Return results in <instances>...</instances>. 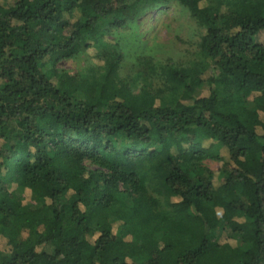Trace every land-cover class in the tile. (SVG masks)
<instances>
[{"label": "trees", "instance_id": "trees-1", "mask_svg": "<svg viewBox=\"0 0 264 264\" xmlns=\"http://www.w3.org/2000/svg\"><path fill=\"white\" fill-rule=\"evenodd\" d=\"M167 2L194 57L101 41ZM261 35L264 0H0V264H264Z\"/></svg>", "mask_w": 264, "mask_h": 264}, {"label": "rangeland", "instance_id": "rangeland-1", "mask_svg": "<svg viewBox=\"0 0 264 264\" xmlns=\"http://www.w3.org/2000/svg\"><path fill=\"white\" fill-rule=\"evenodd\" d=\"M112 21V16L105 21V34L101 41L126 45L136 32L145 49L163 61L168 58L175 61L189 59L198 51L199 28L188 10L175 2L146 9L122 27L111 25ZM258 39L264 41V35ZM97 63L99 53L93 47L76 58L63 60L60 67L82 74L97 67ZM204 164L210 169H218L217 162L207 160Z\"/></svg>", "mask_w": 264, "mask_h": 264}]
</instances>
